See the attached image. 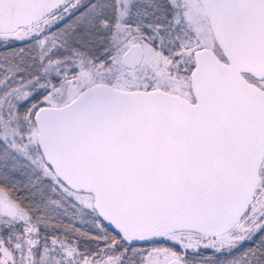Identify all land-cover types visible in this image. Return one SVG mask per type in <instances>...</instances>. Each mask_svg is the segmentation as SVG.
<instances>
[{"label": "snow or ice", "instance_id": "6c2138e0", "mask_svg": "<svg viewBox=\"0 0 264 264\" xmlns=\"http://www.w3.org/2000/svg\"><path fill=\"white\" fill-rule=\"evenodd\" d=\"M0 264H264V0H0Z\"/></svg>", "mask_w": 264, "mask_h": 264}]
</instances>
